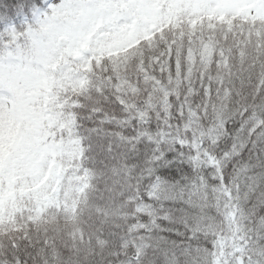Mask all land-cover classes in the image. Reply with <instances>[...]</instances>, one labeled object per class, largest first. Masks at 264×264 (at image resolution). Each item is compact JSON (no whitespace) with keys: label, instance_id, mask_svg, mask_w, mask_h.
Instances as JSON below:
<instances>
[{"label":"snow or ice","instance_id":"obj_1","mask_svg":"<svg viewBox=\"0 0 264 264\" xmlns=\"http://www.w3.org/2000/svg\"><path fill=\"white\" fill-rule=\"evenodd\" d=\"M0 264H264V0H0Z\"/></svg>","mask_w":264,"mask_h":264}]
</instances>
